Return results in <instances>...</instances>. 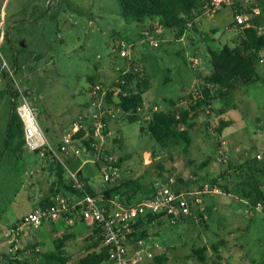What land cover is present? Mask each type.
Instances as JSON below:
<instances>
[{"label": "rangeland", "instance_id": "obj_1", "mask_svg": "<svg viewBox=\"0 0 264 264\" xmlns=\"http://www.w3.org/2000/svg\"><path fill=\"white\" fill-rule=\"evenodd\" d=\"M259 18L264 21V13ZM1 21L7 35L0 39V143L11 111V97L4 91L7 85L16 93L18 106L27 100L37 109L38 121L48 139H62L61 134L70 129L74 120L90 114L91 87L102 84L113 88L128 70L145 72L147 84L141 82L146 85L145 105L152 103L165 111H182L195 103L196 90L205 85L204 77L213 71L210 48H233L243 40L242 30L230 26L233 12L227 6L214 16L197 18L183 40L157 20L144 24L127 22L118 0H0ZM150 39L158 40L159 46L150 44ZM121 41L131 45L127 57L119 53ZM19 56L25 72L13 65L14 57ZM190 57H197L199 64L193 65ZM262 60L258 64L261 74ZM135 88L138 89L136 84ZM104 107L114 113L104 117L109 126V144L118 162L122 160L118 166L119 182L136 178L143 183L136 198L147 197L151 183L161 171L176 174L191 186L213 179L228 186L223 194L205 195L202 204L184 222L174 225L163 218L151 224L149 235L159 247L154 253L163 260L158 262L154 257L147 264H264V210L249 213L253 205L242 197L239 179L231 175L222 178L227 168L218 154L222 146L232 162L242 164L264 153L262 81L239 85L225 99L194 110L195 124L190 129L192 140L187 152L184 143L162 148L141 130L138 118L131 119L113 104ZM221 121L229 122L222 134L216 130ZM13 154L8 151L0 165V250L10 256L14 253L10 252V241L4 233L20 225L19 215L30 204L23 191L34 195L33 183L42 178L45 193L56 180L55 173L47 167L36 170L44 159L40 154L25 153L37 178L23 171ZM81 158V177L88 178L99 193L107 185L103 171L93 162L92 155L82 154ZM22 180L26 185L18 192ZM85 227L79 225L77 229ZM52 228L51 224L25 226L22 235L38 241L42 251L31 256L24 254L20 257L22 263L15 264H42L44 252L56 248ZM68 233L67 252L74 262L86 255L91 243L88 238L78 239L71 231ZM20 244L24 247L22 236ZM215 245L218 250L213 248ZM199 248L204 250L197 253ZM200 254L206 259L201 260Z\"/></svg>", "mask_w": 264, "mask_h": 264}, {"label": "built area", "instance_id": "obj_2", "mask_svg": "<svg viewBox=\"0 0 264 264\" xmlns=\"http://www.w3.org/2000/svg\"><path fill=\"white\" fill-rule=\"evenodd\" d=\"M231 8L233 21L231 28H256L259 34L264 33V21L257 22L262 14L264 0H209L202 7L201 15L214 16L224 7ZM200 15V16H201ZM199 16V17H200ZM198 17V18H199ZM193 22L188 24V29L181 37L183 40ZM150 44L159 46V41L150 39ZM119 53L122 57H127L130 53L131 45L127 41H121L118 45ZM193 65H198L197 57H190ZM263 61V60H262ZM126 72H123L124 75ZM120 85L116 86V83ZM115 86H104L96 84L91 87L90 102L91 112L85 117L81 116L73 121L68 132L62 134V143L57 148L48 140L43 128L38 121V111L25 100L17 110L20 114L23 125L26 143L30 150L40 151L43 156L45 150L51 152L52 156L58 159L66 168L70 186L77 192L59 191L51 198V202L41 205L27 213L20 220V225L11 227L7 236L10 241V252L15 253L23 248L21 242V231L25 226L39 227L44 223H63L66 227L74 226L78 221H83L86 225L100 231L102 240L99 248H105L108 253L110 264H147L154 258V249L159 248L151 240L149 235L146 238L135 239L133 234L140 218L147 220L149 215L157 216L155 222L167 218L171 224H179L186 221L199 207L205 195L223 194L224 188L219 183L210 181L201 182L196 186H184L179 183L176 174H164L157 176L152 185L150 195L140 200L132 199L128 194H114L106 196L103 193L92 195L88 190V182L81 177L79 168L72 169L66 161L65 156L71 155L82 157V154L92 155L93 162L103 171L106 183L115 184L121 177L117 165L118 158L109 144V126L104 115L114 113L104 107L113 104L107 101V94L112 92L115 97L120 94L128 96L130 89L135 86L125 78L117 79ZM121 85H124L121 86ZM134 90V89H133ZM197 97L200 96V87L196 90ZM114 105V104H113ZM103 106V108H102ZM21 108H24L22 114ZM159 110L156 104H148L145 108H139L137 112H124L118 107V111L125 115H142L144 120L152 118L150 110ZM92 127L89 145L80 144V139L74 138L82 129ZM107 131V132H106ZM219 160L227 168L228 172H234L230 168V156L226 148L220 146L218 150ZM258 159L264 160V153L258 154ZM83 163V160H82ZM264 189V182H263ZM262 203L252 206L250 214L255 211L264 210ZM203 209V207H201ZM154 222V223H155ZM40 252L37 246L34 249ZM4 256H0V263L4 262Z\"/></svg>", "mask_w": 264, "mask_h": 264}, {"label": "trees", "instance_id": "obj_3", "mask_svg": "<svg viewBox=\"0 0 264 264\" xmlns=\"http://www.w3.org/2000/svg\"><path fill=\"white\" fill-rule=\"evenodd\" d=\"M209 0H118L121 7L123 16L127 22L136 21L144 24L147 20H157L158 23L172 31L176 38H181L185 31L188 29V24L193 22L201 15L202 7ZM264 11V6L262 13ZM262 15V14H261ZM262 22V19H257V22ZM196 29V27L194 26ZM242 30L243 40L240 45L233 48L227 46L221 48H210L211 62L213 65V71L204 77L205 85L200 86V96L196 98L195 103H191L190 106L183 109L180 112L165 111L159 109L152 113V118L144 120L142 115H128L131 119H137L142 122L141 130L149 134L162 148H169L171 146L184 143V151L187 152L191 144L190 129L194 126L193 111L200 107H208L212 103L219 99H225V97L233 91L239 85H250L257 81L264 83V72L261 74L258 71V64L264 58L262 51H264V33L259 34L256 28H238ZM124 75H121L119 79L125 78L131 81L136 88H131L128 96L119 95L115 97L112 92L107 94V101L113 103L115 106L121 108L124 112H137L139 108H145L144 94L146 92L145 84V72H140L139 69L125 71ZM8 75V74H7ZM141 82H144L145 84ZM120 85L118 82L116 86ZM144 85V87H143ZM211 85L214 88H211ZM124 87V85H121ZM11 97V111L10 121L8 124V134H19L24 136L23 120L17 110L16 93L11 89H8ZM134 89V90H133ZM173 104H175L173 102ZM142 117V118H141ZM143 119V120H142ZM228 121H221L217 127V131L222 134L224 129L229 125ZM108 131V130H107ZM106 131V132H107ZM92 133L91 125L88 128H82L74 138L80 139V144L89 145L91 136H86ZM25 141V140H24ZM116 142H120V139H114ZM62 141L56 140L54 145L60 148ZM40 154V151H35ZM112 152L113 149H112ZM51 165V171L56 175V180L52 183L51 193L46 198L43 205L49 204L54 194L59 191H71L77 192L70 186L68 180V174L65 166L55 157L51 152L45 150L42 156ZM67 164L74 170L78 169L82 165V159L74 156L66 159ZM121 159L117 162V165L121 163ZM230 168L234 169L233 173L227 170L222 172V178L227 179V176L231 175L234 178H238L237 184L241 186L242 197L255 206L258 203H262L264 206V160H260L257 157L252 160H248L242 164H235L230 160ZM163 171L159 172L158 176H163ZM67 176V179H66ZM179 183L184 186H191L189 181L183 180L178 176ZM212 183H219L224 189H228L227 184L218 182V179L206 180ZM106 187L102 188L98 193L91 185L88 186V190L92 195L97 193H103L106 196H113L114 194H128L130 198L136 199V194L142 187L143 183L138 179L128 178L123 182L115 184L106 183ZM151 183V191H152ZM149 191V194L151 193ZM147 195V196H148ZM142 199V198H140ZM137 199V200H140ZM202 218L203 215L201 214ZM157 216L149 215L147 220L140 218L136 226V232L133 234L135 239L146 238L149 236L148 227L155 222ZM98 239L95 240L94 247H100L102 236L98 229ZM65 238H61L56 242V248L53 251L44 252L45 261L42 264H102L108 260V253L105 248L94 249L89 251L86 255L77 261H72L71 254H68L65 246ZM39 244H28L23 248L17 250L14 256H10L7 253L1 252L4 256V262L0 264L10 262L9 264L22 263L20 257L24 254L34 255L40 252H36L34 249ZM218 250L217 246L213 247ZM204 248L196 250L200 253ZM158 262L163 260L162 256H154ZM201 260H205L206 257L202 254L199 255ZM25 264H33L25 262Z\"/></svg>", "mask_w": 264, "mask_h": 264}, {"label": "crops", "instance_id": "obj_4", "mask_svg": "<svg viewBox=\"0 0 264 264\" xmlns=\"http://www.w3.org/2000/svg\"><path fill=\"white\" fill-rule=\"evenodd\" d=\"M6 35L7 34H6V32L4 31V29L2 27V21H1L0 22V39L3 40ZM13 61H14L13 62V65L15 66V68H18V70L21 71V72H25V64H24V61L22 60V58L20 56L19 57H14V60ZM9 72H12V70H10ZM6 88L4 89V91L7 94H9V91ZM181 92H182V89H181L180 93ZM5 102H8V101H5ZM9 102L10 103L8 105H10V108H11V100ZM2 103L3 102L0 103V108L2 107ZM9 121H10V116H9L8 124H9ZM8 124H7V132L5 134V137H3V143H0V150L3 149L2 152L0 153V165L3 164V159L5 157V154L8 151H12L14 153L13 155L15 157L13 159H16L17 158V160L19 161L18 164H20L22 166L23 171H28L29 174L32 177H36L34 173L32 174V170L35 167H33V164L31 162L30 158L29 157L28 158L25 157V153L26 152L32 151V150H30V148L28 147V145L26 143L25 135L22 137L19 134H12V133L11 134H8ZM70 128H71V126H70ZM69 130L70 129H68V131ZM68 131H65V132H68ZM48 140H50V142L53 141L55 143L56 140H61V136H60V139L54 136V137L49 138ZM0 141H1V139H0ZM32 152H35V151H32ZM66 157L68 159L69 157H71V155H67ZM76 158H80V157H76ZM80 159H82V158H80ZM46 167L49 170H51V165L48 163L47 160H44L43 159L42 162H41V164L37 167L36 170L39 171V170H42V169H46ZM81 168H82V165L79 167L80 173H81ZM66 179H67V176H66ZM84 179L88 182L89 185H91L93 187V185L90 183V180L88 178H84ZM35 181L36 182L33 183L34 186H35V189H36V193L34 195L29 194V193L23 191L24 197L27 198V200L29 201L30 204L27 206V208L25 209V211H23L22 213H20V215H19L20 220L22 219L23 216H25L27 213H29L30 211H32L34 208L43 205V203L45 202L46 198L51 193V189H50L51 186L44 193V190L43 189H44L45 181L42 178H38ZM25 185H26L25 180H22L21 181V186L19 187L18 192H22L23 187H25ZM38 185L40 187V190L38 189ZM149 191H151V188L149 189ZM140 198L141 197H137L136 200L137 199H140ZM45 224H49V226L51 224L52 227H53L52 228V231H53V234H54L53 236H54V241H55V247H56L57 240H59L61 238H65L66 240L64 241V243H65V246L64 247L67 250L66 241L68 240V238L70 236V234L68 233V231L69 232L71 231L73 234H75V235L78 236V239L88 238L89 242L91 243V247L88 250V252L89 251H92L94 249H99L98 246L97 247H94L95 246L94 245V242H95V240L98 239V234H97L96 228H92V227L86 225L83 221H78L74 226H71V227H66V225L63 224V223H44L43 225H45ZM43 225H41V226H43ZM61 225H64L65 228H62ZM79 225H85L86 227L78 230L77 228H78ZM66 230H67V232H65ZM21 236L23 238L24 246H26L28 244H33V243L34 244H39L38 241L37 242L36 241L33 242V239H31V238L28 239V238H26L23 235H21ZM4 237H7V233H4ZM38 247L40 248L39 245H38ZM40 251H42V250L40 249ZM1 252L5 253V251L0 250V256L3 255V254H1ZM88 252H86V254Z\"/></svg>", "mask_w": 264, "mask_h": 264}, {"label": "bare ground", "instance_id": "obj_5", "mask_svg": "<svg viewBox=\"0 0 264 264\" xmlns=\"http://www.w3.org/2000/svg\"><path fill=\"white\" fill-rule=\"evenodd\" d=\"M20 110H21V112H22V114H23V112H24V108H21ZM24 117H26L25 112H24Z\"/></svg>", "mask_w": 264, "mask_h": 264}]
</instances>
